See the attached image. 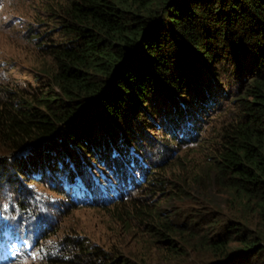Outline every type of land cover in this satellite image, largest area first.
I'll return each instance as SVG.
<instances>
[{"label": "trees", "instance_id": "1", "mask_svg": "<svg viewBox=\"0 0 264 264\" xmlns=\"http://www.w3.org/2000/svg\"><path fill=\"white\" fill-rule=\"evenodd\" d=\"M8 1L22 2L4 0L0 23ZM41 2L27 27L35 78L20 89L0 80L4 219L29 224L38 193L63 182L87 188L86 158L142 173L134 194L89 208L148 232L166 253L155 264H264V0ZM189 200L203 210L174 222ZM77 208L58 230L45 224L44 257L29 264H151L65 225Z\"/></svg>", "mask_w": 264, "mask_h": 264}, {"label": "rangeland", "instance_id": "2", "mask_svg": "<svg viewBox=\"0 0 264 264\" xmlns=\"http://www.w3.org/2000/svg\"><path fill=\"white\" fill-rule=\"evenodd\" d=\"M12 4H16L14 0ZM40 4H42L41 0H22L18 8L12 10L10 8L11 3L8 1L4 9L5 16L2 23H0V80L10 85H16L19 89L25 88L37 74V66L40 61L37 56L39 55V50H36V45L32 44L30 41L33 32L28 33L27 27L30 26V22L34 19L32 15L34 7ZM217 114L207 115L202 121L200 128L205 129L207 132L212 125L211 118L215 117ZM193 147L195 148V146ZM148 149L154 152L153 149ZM165 152L166 157H169L167 150ZM142 156L144 155L142 154ZM85 160L83 163L85 162L86 165L89 166L90 172L100 177L101 171H99L95 165H91L90 160L86 158ZM155 160H157V158ZM163 161L165 160L161 162ZM159 162L160 161H156L157 164ZM0 189V193L3 192L4 201L13 197L11 193H8L10 190L3 184L0 185ZM50 200L47 201L46 204L49 203ZM185 203L187 204L178 208V214L180 213V216L177 215L173 217L174 222L182 223L183 220L190 219V214L203 210L201 205H198L196 202L192 204L191 200L185 201ZM57 205L59 204L57 200H55L51 207L45 208L43 204L40 205V201H38L35 215L29 222V238H32L37 232L35 227L40 220L42 225L45 220L54 222L53 226H57V223H60V215L56 213ZM68 210H70V208H68ZM224 216H231L229 209L224 210ZM202 217L206 218L204 213ZM63 222L65 225L76 226V229L80 233H87L91 242H98L103 245L105 250L109 249L113 253L118 252L134 260L151 262V264L157 263L159 258H166V253L156 251L155 245L152 243V239H150L151 235L148 232H145L143 235H140L138 233L139 231L133 232L131 229H127L123 222L112 221L110 214L104 210H97L89 207L79 208L66 217ZM15 228H17V223L13 225L12 232H14ZM17 236L18 232L16 231L13 233L10 240L17 238ZM233 246L236 248L237 244L234 243ZM8 250L10 254H13L20 251L21 248L19 244L14 241L12 245L8 247ZM196 254L198 253H193L192 255ZM173 264L176 263L174 262Z\"/></svg>", "mask_w": 264, "mask_h": 264}, {"label": "clouds", "instance_id": "3", "mask_svg": "<svg viewBox=\"0 0 264 264\" xmlns=\"http://www.w3.org/2000/svg\"><path fill=\"white\" fill-rule=\"evenodd\" d=\"M0 1L1 9V5L4 0ZM144 156L146 157V155ZM143 165L144 163L141 159H139L136 166L142 167ZM71 167H74L72 170L73 172H75V165L71 164ZM63 169L65 170V172H67L66 167H64ZM99 171H101L100 177L91 173L89 166H86L82 176L85 178L84 182H88V180L90 182L87 183V188H84L83 184L85 183H81L82 178H80L76 183H61L55 191L47 190L45 191L46 193L39 192L36 196V200L40 201V205L43 204L45 208L51 207L55 200H57L59 205L56 206V213L60 215L61 220L63 211H67L66 208H70L71 205L78 207L77 209L92 206L98 207L100 205L104 206L105 204H114L117 201L126 199L127 195H129L130 193L134 194L136 192V188L139 186L136 175H139L141 177L142 174L139 171L127 173L119 164L111 165L110 163H106L103 168L99 169ZM104 173L105 175H103ZM108 173H111V176H108ZM66 177V174L63 175L61 180H64ZM86 189L91 194L87 193ZM60 190H62L63 194L60 193ZM120 193L122 194L117 197V195ZM49 200L50 202L46 204V202ZM61 205H63L64 207H62L60 213L58 210L61 208ZM14 207L15 206L9 205V211H11ZM47 222H50L52 226L54 225V222L46 220L42 225L40 220L38 225L35 227V230L37 232L32 238H29V224H23V220L21 218H18V215H12L10 218H8V220H6L4 219V215L0 211V264H29L34 260H42L44 254L40 250L39 246L44 244L45 241L40 240V237L44 236L45 238L50 235V233H48L44 227ZM15 223H17V228H15L14 232L17 231L18 236L17 238H13V240H10L14 233L12 232V229ZM24 225H26V228L23 229ZM54 228H56L55 230H57L58 227L53 226L52 229ZM14 241L19 244L21 250L16 253L10 254L8 252V247L12 245ZM49 253L50 252H46L45 259H47V257L49 256Z\"/></svg>", "mask_w": 264, "mask_h": 264}]
</instances>
